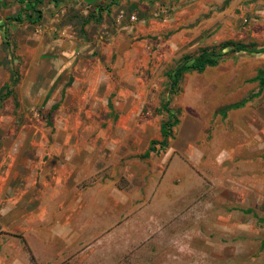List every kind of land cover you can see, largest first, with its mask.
Here are the masks:
<instances>
[{
	"label": "rangeland",
	"instance_id": "374dc122",
	"mask_svg": "<svg viewBox=\"0 0 264 264\" xmlns=\"http://www.w3.org/2000/svg\"><path fill=\"white\" fill-rule=\"evenodd\" d=\"M123 10L124 14L117 21L122 26L127 23L130 26L132 16L136 17L135 23L145 21L141 29L113 32V43L124 41L127 46L125 50L113 55L114 48L109 46L113 44L112 38L108 36L110 31L105 34L106 37L100 38L101 32L96 26L92 30L94 35L84 39L85 33L78 30V36L82 40L79 45H85L83 39L98 42H91L92 47L88 52L80 51L75 55L76 61L82 63H79V69L75 73L80 75L81 82L76 87L77 91L73 93V88L65 85L66 90H72L69 101L77 102V112L81 115L83 124L101 126L106 132H99L98 135L103 136L107 143L113 141L115 149L127 145L131 153L142 154L143 147L147 149L152 139L161 137L160 126L168 120L167 112L162 109L168 98L167 74L178 67L183 61L180 60L182 56L197 55L204 48L217 47L226 41L264 48V0H128ZM35 27L37 26L17 24L8 42L3 40L0 49V87L7 81L9 68L14 64L18 67L20 82L22 78L42 76V71L37 66L45 61L41 47L47 43L46 38L33 35L39 33L37 30L34 32ZM113 28L116 29V26ZM57 55L60 59L64 58L60 53ZM118 56L122 58V65L116 68ZM260 69H264V54L229 53L218 69L211 68L202 74L185 75L180 83V93L172 96V112L181 121L188 117L186 112L173 107L185 106L189 116L202 117L205 121L210 119V128L198 134L195 145L197 149H192V155L189 154L191 160L188 162L193 164L192 168L181 158L175 160L170 177L178 175L184 179V184L172 192L171 201L163 207V212L166 213L177 205L188 206L194 194H198V200L211 203L207 207L195 209L203 210L204 213L194 214L189 221L190 239L174 243L159 241L160 229L153 228L154 217L152 214V217L147 215L146 219V216L143 217L145 222H149L143 239L130 243L125 251L120 241L108 244V241L99 239L93 244L87 253L99 262L95 263L264 264V88L258 97L250 98L259 91L258 83L252 81V78L257 76ZM54 71L50 69L51 77L58 76ZM65 77L67 79L68 74ZM24 82L23 90L16 93L17 99L29 95L28 89H35V100L40 99L43 86L40 83L31 85L28 80ZM58 88L60 86L57 85L55 91ZM66 90L56 93L65 94ZM112 92L114 95L111 97ZM59 97L56 98L57 101ZM246 98L251 99L246 105V111H253V115L244 111L242 115L253 123V134L242 130L247 127L246 119L239 127H235L233 121H224L225 118L219 112L226 104ZM95 100V114L86 116L92 114L89 109ZM63 103L65 101L61 105ZM24 108V103L16 102L15 108L12 106L4 111L6 114L0 113V126L5 130L0 134V142L20 135V127L14 132L10 125L30 123ZM127 109L129 110L125 111ZM31 110L27 107L26 112ZM137 112L140 113L139 116L133 115ZM10 115L13 119H10ZM39 115L29 118L41 121ZM59 119L62 120L63 117L60 116ZM238 120H242V117ZM46 121L47 118H44L45 123ZM48 123H51L50 117ZM110 125L122 126L124 130H112ZM128 125L136 130L128 133L125 131ZM249 134L250 138L247 137ZM106 145L108 144L104 146ZM205 146L211 147V150H205ZM99 149L103 151L102 155L110 153V149ZM161 152L162 150L157 155L153 153L152 158L150 156L140 161L135 156L131 157L135 177L131 181L120 179L119 186L129 187L132 184L133 189H136L137 178L142 180V175H145V179L140 181V187L146 180L153 178L152 175L162 178L172 159L167 157L165 151ZM191 156L195 158L194 161ZM182 157L188 160L185 154ZM196 157L202 159L200 164L196 163ZM204 157L207 158L203 162ZM137 162H141L139 168ZM207 163H210V167ZM177 169L181 170L176 174ZM141 189L144 192V188ZM156 191L159 189L154 188L153 192ZM223 194L229 201L225 200ZM157 204L155 206L160 205ZM145 208H148V212L153 209L151 205H146ZM248 208L251 212L245 211ZM186 221L185 217L177 219L182 226ZM165 229L168 230V226L165 225ZM177 229L181 234L182 228L178 226ZM130 234L135 235L132 231ZM134 237L136 239L138 235ZM155 241H159V245H155ZM22 249L25 251L26 247L22 246ZM78 255L79 258L82 255L83 259L87 257L83 253ZM80 260L82 258L75 260L73 255L72 260L67 263L81 264ZM7 263L9 261L5 262Z\"/></svg>",
	"mask_w": 264,
	"mask_h": 264
},
{
	"label": "crops",
	"instance_id": "0c3cea01",
	"mask_svg": "<svg viewBox=\"0 0 264 264\" xmlns=\"http://www.w3.org/2000/svg\"><path fill=\"white\" fill-rule=\"evenodd\" d=\"M22 1L0 0V49H2L3 40L8 42L9 36L14 33V26L17 24L37 26L34 28V32L37 30L39 33L33 35L46 38L47 44H43L41 47L42 53L45 54L43 58L45 61L40 62L37 66L42 71L41 77L22 78L21 82H17L14 86L11 82L13 72L16 71L19 76L18 67L14 64L9 68L7 81L0 87V96L10 93L5 99L0 98V113L6 114L4 111L12 106L15 108L16 102L24 103L25 116L30 122L21 126L10 125V129L14 132L20 127V135L17 138L11 137L0 142V264H5L6 261H9L7 264H68L67 262L72 260L73 255H75V260L82 258L81 264H97L95 263L98 262L97 259L95 260V257L93 258L87 253L93 244H96L99 239L108 241V244L120 241L125 251L127 245L143 239L142 236L146 233V227L149 225V222L144 220L147 215L154 217L153 228L160 229L159 241L174 243L179 240H189L191 235V232H188V229L191 228L189 221L192 220L194 214L204 213L203 210L197 211L199 208L207 207L211 203L198 200V194H194L188 206L177 205L166 213L163 212V207L171 201L172 192L180 189V186L184 184V179L178 175L170 177L175 160L181 158L192 168L193 164L188 162L191 160L189 154L192 149H197L195 145L198 134L210 128V119L205 121L202 117L189 116V111L184 105V107H173L186 112L188 117L186 116L187 118L182 121L179 119L180 122L173 128V135L168 139L167 147L162 150V152L165 151L167 157L172 159L169 169L162 174V178L152 175L153 178H150L149 181L146 180L142 187H140V181H144L145 175L141 176L142 180L137 178L136 189H133L132 184L129 187L128 185L120 187V179L131 181L135 177V170L133 171L131 168L134 164H131L130 158L135 156L138 161L145 159L144 155L149 150L151 141L162 140L161 127L163 123L160 126L161 137L152 139L147 149L143 147L142 154L131 153L127 145L124 148L115 149L113 141L107 143L106 140H103V136L98 135L99 132H106L101 126L83 124L81 115L77 112V102L69 101L72 90L68 91L65 88L67 85L73 88V93H75L76 87L81 83L80 75H75L81 62L76 61L75 55L80 51L88 52L92 47L91 42H98V40L89 39L88 42L84 40L94 35L93 28L96 26L99 28L100 38L106 37L105 34L110 31L108 36L112 38L111 43H113L112 34L114 31L123 33L125 29L129 31L134 28L141 29L145 21L135 23L132 16L130 26L128 23L122 26L117 22L124 14L123 8L128 0H63L58 4L51 0H44L39 7L42 19L38 23H17L12 18L27 6ZM59 18L61 19L59 20ZM114 26L116 29L113 28ZM78 30L85 33L83 39L85 45H79L82 44V40L78 36ZM64 32L66 36L62 35ZM5 36L8 38L6 39ZM123 42L109 45L114 48L113 55L125 50L127 46ZM57 51L64 58L60 59ZM36 55H38V51ZM187 56L192 55L186 54L180 60ZM225 57L216 67H209L206 70L218 69ZM118 65H122V58L119 56L115 67H119ZM50 69H54V73H58V76L51 77ZM194 73L197 72H186L183 77ZM66 74H68L67 79ZM27 80L31 85L36 86L40 83L43 86V95L37 101L35 100V89H28L29 95L22 94L23 98L20 96L17 99L16 97L17 91L23 90L22 86ZM63 81L65 84L62 85ZM8 84L12 85L10 89L5 88ZM170 84L171 80L169 79L166 95L172 101V96H169ZM57 85L60 88L55 91ZM64 89L66 90L65 94H57ZM179 90L181 91L180 88ZM180 91L175 95H178ZM31 95L34 96L33 99ZM113 95L112 92L110 96ZM57 97H59L58 101ZM245 100L247 102L244 106L229 109L230 106ZM62 101H65L63 105L66 107L61 105ZM250 102L251 99L246 98L236 103H229L219 109V112L222 118H225L224 121L227 123L233 121L234 126L239 127V124L247 118L243 117V111L253 115V111H246L248 109L246 105ZM96 103L95 100L89 109L92 114L86 116L95 114ZM27 107L32 110L26 112ZM21 112L23 113V111ZM139 114V112L133 113L136 116ZM37 115L41 116V121L37 118H29L30 116L37 117ZM60 116L63 117L62 120L59 119ZM49 117L50 124L48 123ZM241 117L242 120L239 121L238 119ZM44 118H47V123L44 122ZM10 119H13L12 115H10ZM252 124L248 120L247 127L242 129L243 132L253 134ZM109 127L118 132L121 128L124 130L122 126L110 125ZM130 130L134 132L136 129L128 125L125 131L129 133ZM137 130L139 131V129ZM4 131L0 126V134H3ZM247 137L250 138V134ZM105 144L108 145L104 146ZM158 146L157 148H159ZM99 148L110 149L108 150L110 153L102 155L103 151ZM203 148L211 150V147ZM153 153L157 155L158 150L150 152L151 158ZM183 154L188 156V160L186 157H182ZM191 157L194 161L195 158ZM206 158L204 157L203 162ZM200 162L202 159L196 157V163L200 164ZM140 163H136L137 168L140 167ZM221 163L218 162V164ZM99 165L101 166L99 167ZM207 165L209 166L210 163ZM180 170L177 169L176 174ZM141 188H144V192ZM154 188L159 191L153 192ZM222 196L226 197L225 194ZM225 200L229 201V198L226 197ZM155 204L161 206H155ZM146 205H151L153 209L149 212L146 211L148 209L145 208ZM172 210L173 213H170ZM245 211L251 212L250 208ZM143 217L145 218L143 219ZM184 217L187 219L185 222L187 226H185L186 224L182 226L180 222H177V219H184ZM165 225L168 226V230H164ZM178 226L184 231H181V234L177 232ZM131 231L138 235L136 239L135 235L130 234ZM159 241H155V245H159ZM185 241L187 242V240ZM110 244L114 246L112 243ZM22 246L26 247L25 251ZM82 253L87 255L86 259H83ZM78 254L81 255L80 258ZM175 258L177 257L175 256Z\"/></svg>",
	"mask_w": 264,
	"mask_h": 264
},
{
	"label": "trees",
	"instance_id": "16d2710c",
	"mask_svg": "<svg viewBox=\"0 0 264 264\" xmlns=\"http://www.w3.org/2000/svg\"><path fill=\"white\" fill-rule=\"evenodd\" d=\"M53 3L58 4L59 2L63 0H51ZM44 0H23L22 3L26 4L27 6L24 8L23 11H21L16 17H13L12 20L16 21L17 23H24L28 22L30 24H36L41 19V12L39 10V7L42 5ZM7 39L8 36H5ZM231 52H248L252 54H264V48L258 49L257 46L254 45H246L242 42H236V41H226L222 44H220L217 47L213 48H205L200 51V53L196 56H187L183 59L182 62L179 63L178 67L172 71H170L167 74V77L171 80L170 84V92L169 96H173L177 94L180 90V83L183 78V75L186 72H197V73H203L207 68L209 67H216L220 60L223 59L227 54ZM19 76L17 75V72H13L12 75V85L15 86L17 82H19ZM252 81L257 82L259 85V91L252 95L250 98L258 97L261 93V90L264 88V69H260L258 71L257 76L252 79ZM11 84H8L5 86L8 89L12 87ZM10 93H6L0 96V98L3 100L7 96H9ZM249 98V99H250ZM247 100L235 104L229 107V109L239 108L245 105ZM165 112L168 114V120L162 124L161 127V135L162 140L157 141L153 140L150 143L149 150L145 153L144 157L148 158L150 156V151H160L164 150L168 145V139L173 135V128L179 123V119L177 115L173 114L171 109V100L167 98V100L163 103V108ZM157 145H159L157 148Z\"/></svg>",
	"mask_w": 264,
	"mask_h": 264
},
{
	"label": "built area",
	"instance_id": "2783aa9c",
	"mask_svg": "<svg viewBox=\"0 0 264 264\" xmlns=\"http://www.w3.org/2000/svg\"><path fill=\"white\" fill-rule=\"evenodd\" d=\"M133 20L136 21V17H133ZM63 36H66L65 32L62 33Z\"/></svg>",
	"mask_w": 264,
	"mask_h": 264
}]
</instances>
